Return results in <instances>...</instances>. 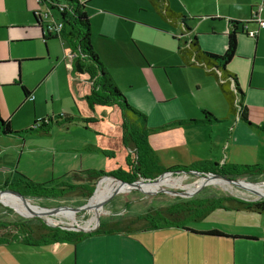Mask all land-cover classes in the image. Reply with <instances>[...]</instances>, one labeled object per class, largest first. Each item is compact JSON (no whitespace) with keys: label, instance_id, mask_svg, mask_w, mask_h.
<instances>
[{"label":"crops","instance_id":"obj_1","mask_svg":"<svg viewBox=\"0 0 264 264\" xmlns=\"http://www.w3.org/2000/svg\"><path fill=\"white\" fill-rule=\"evenodd\" d=\"M82 1L87 2L86 11L91 23L93 47L112 74L118 88L128 98L133 99L132 104L135 108L142 110L144 114L147 113V123L150 128L168 126L166 129L150 132L147 137L150 146L166 168L192 166L201 162L215 163L219 167L264 166V133L244 123L236 115L230 114L227 100L217 79L208 74L203 67L187 64L179 52L183 46L180 47V38L177 36L183 38L187 34L191 40L194 35L198 37L197 31L194 33L192 28L189 31H180V34L175 33V30H172L173 33L168 31L165 39L148 44L138 41L132 33L133 29L121 23L122 17L111 12L116 11L132 19L153 23L166 29L170 26L177 30L178 27L184 28L183 25L172 24L163 19L149 0L148 5L141 3L139 14L136 10L132 15L125 13L128 8L124 3L121 4L122 10L117 11L111 9L105 0ZM248 7L245 13L238 11L222 19L218 16L213 17V21L227 19L225 26L212 28L213 34L223 36L216 39L217 42L212 41L210 48L201 47L207 51L223 54L228 47V33L233 28L231 21H250L254 13H257L258 21H264V0H250ZM141 8L145 9L144 15L141 13ZM152 12L159 16L158 19H155ZM124 19L129 20V18ZM188 19L189 17L186 19L187 24ZM257 20L247 27L249 31H258L256 37L242 32L239 28L237 53L229 64V69L237 75L239 87L244 93L249 120L259 123L251 121L255 125L264 127V27H261ZM16 36H18L17 32L11 34L10 38ZM46 36L47 40L54 39L61 42L63 58L59 59L56 53V65L65 64L72 71L76 70L77 62L68 42L56 32H51V37L49 33ZM27 40H16L12 43ZM190 40L187 41L185 38L184 45ZM132 41L141 56L153 67L144 62L131 45ZM171 57L175 59L174 62H169ZM3 62L0 61V66ZM16 62L19 78L15 77V67L5 71L9 76L15 77L8 81L11 86H17L18 80L22 82L19 72L21 63L18 65L19 62ZM131 64L140 70L138 77L133 78L129 73L122 77L120 70H127ZM170 66L198 68L212 79L207 87L208 104L206 107H200L201 117L198 119L203 117L202 111L206 109L219 119L218 121L206 124H176L190 120L189 117L192 116H188L186 112L188 106H185L186 102L173 83L170 73L167 76L163 71ZM155 69H160L161 72L157 73ZM86 76L84 80L87 83L88 95L91 85L87 74ZM137 83L140 86H137ZM28 90L30 95H33L29 88ZM217 125L222 127L214 129ZM123 134L122 129L118 136V145L123 143ZM205 134L210 135L207 140L204 139ZM117 144L114 142L111 147H117ZM93 147L90 150L96 151ZM128 150L135 155L134 150ZM108 151L112 153L111 150ZM10 177L6 174L3 181ZM188 227L191 231L181 227H164L136 230L128 234H91L79 242L66 240L38 246L14 240L0 244V264H264V210L218 208L204 220L191 223ZM214 229L226 235L205 234Z\"/></svg>","mask_w":264,"mask_h":264},{"label":"rangeland","instance_id":"obj_2","mask_svg":"<svg viewBox=\"0 0 264 264\" xmlns=\"http://www.w3.org/2000/svg\"><path fill=\"white\" fill-rule=\"evenodd\" d=\"M105 1L111 6V9L117 11L122 10L121 4H127L126 8L128 9H124L127 10L125 13L127 12L128 15H132L136 10L139 14L140 12L138 10L141 3L144 5H148L149 3L148 0ZM249 1L250 0H170V3L174 10L183 12L189 17L188 24L190 28L193 29L194 33L197 31L199 34L198 38L201 46L210 48L212 41L217 42L216 39L223 36L213 34L212 28H221L222 25L225 26L228 22L227 19L223 21H213L212 18L218 16L219 19H222L225 18L226 15L238 13V11L245 13L248 11ZM144 10L145 9L141 8L142 15L145 14ZM34 11L41 12L45 23L52 20L58 21V11L49 9L45 4L38 3L37 0H0V61H4L0 66V115L5 120H11L14 130H24L32 126L35 120H41L48 116L57 118L65 112L83 115V117L86 118H94L95 121L74 123L67 127L54 126L48 135H30L26 138L25 143L18 138L1 135L0 184H3V177L6 174L13 178L19 174H24L35 182L44 183L52 179L69 180V177L67 179L68 174L70 175L73 171L78 170H102L109 174L119 168L126 169L127 158L131 156V158L134 159L135 155L130 153L124 142L121 145H118L119 143L117 144L119 141L118 136L122 129L124 130L123 118L120 110L116 105H96L91 107L88 104L86 99L88 93L87 83L84 80L87 77L86 74L82 72L78 73L76 70L72 71V69L65 66V64L56 65V53L59 59L62 60L63 58L61 42L54 39H49L45 42L42 39L41 27L36 24L33 18ZM111 13L122 17L121 23L133 29L132 33L138 41H143L148 44L165 39L168 31L173 33L172 30H175L177 34H180V31L185 32L184 28L178 27L176 30L174 27L169 26L168 29H166L153 23H144L139 19H132L116 11H112ZM152 15H154L155 19L159 17L154 12H152ZM124 18H129V20H125ZM13 24H15V26ZM205 31L207 32L205 33ZM16 32L18 36L10 38V35ZM177 38H180V47L184 46L185 38L187 41L190 40L187 34L184 35L183 38L180 37V35L177 36ZM25 39L28 40L12 43V41ZM131 45L141 56L139 49L135 46L133 41ZM3 57L6 59H2ZM141 57L147 65L149 64L150 67H153L143 56ZM6 60H8L9 63ZM174 60L175 59L171 57L169 62H174ZM16 61L21 62V80L23 84L31 90L34 99H25L20 86L9 85L11 84L8 82L9 80H13L15 77L19 78V75H17V65H15L17 64ZM155 66L158 67V65ZM10 67H15V77L5 73V71H9ZM154 71H157V73L161 72L160 69H155ZM163 71L166 72L167 76H169L168 73H170L178 92L182 94V99L186 102L185 106H188V109L186 107V112L188 116H192L189 117V119L200 118V107H206V104H208L209 96L207 87L208 82L212 81V79L198 68L170 66L167 70ZM128 73L134 78V76L138 77L140 70L133 64H131L127 70H120V75L122 77L127 76ZM37 86L38 88L36 89ZM137 86H140V84L137 83ZM122 93L126 96L128 102L133 105V99L130 97L128 98L124 92ZM251 121L254 122L253 120ZM254 123L259 124L257 122ZM220 127L222 126L217 125L214 126V129H219ZM209 137V134L204 135V139L206 140ZM114 142H116L117 147H111ZM93 146L99 150H90ZM108 150H111L112 153ZM164 179L170 185L162 184L159 188L154 189L160 190L165 188L173 193L161 191L155 194H148L138 189L122 191L113 196L110 201L104 205V210L100 214V219L107 220L112 217L118 219L123 216L125 218L136 216L149 211L150 208H157L177 201L186 200L190 197H182L174 194V192L184 189L188 190L197 183L199 177L194 175L174 174L164 177ZM246 179H248V177ZM248 180L259 182L264 180V176H253ZM111 189L112 188L108 185L103 187L104 193L102 199L107 193L115 191L112 190L109 192ZM142 189L146 191L152 190L144 187H142ZM4 194L13 198L17 197L9 193ZM79 194L71 193L64 198L27 197L34 205L40 208L61 206L72 208L73 211L70 209L65 210L75 215V222L59 214L49 215L52 222H49L45 216H43V218L36 216L28 217L26 214L5 204L2 199V201L0 200V221L7 224L8 222L15 223L26 219L31 220L32 224L36 226V224L42 220L45 223L48 222L49 224H46L51 227L55 225H68L69 223L84 225L92 218L96 210V199L94 196L90 199ZM220 195H231L253 201L264 199L263 197L243 192V190L235 186H223L213 182L204 186L194 196L204 197ZM90 207H92V209H90ZM95 224L96 220L94 219L93 222L90 223V227H93ZM8 230L9 228L6 229L2 227L0 228V234L6 233ZM10 231L13 234L15 232V230Z\"/></svg>","mask_w":264,"mask_h":264},{"label":"trees","instance_id":"obj_3","mask_svg":"<svg viewBox=\"0 0 264 264\" xmlns=\"http://www.w3.org/2000/svg\"><path fill=\"white\" fill-rule=\"evenodd\" d=\"M37 1L40 4H45L51 10L58 11V21L62 23V29L58 34L68 42L76 62L84 70L82 73L87 74L89 78L91 89L86 96L89 105L91 107L96 105H116L121 110L124 128L123 142L128 149L134 150L135 158L132 159L131 156L127 158L126 169L119 168L109 174L102 170H78L73 171L70 175L68 174L67 179L69 177V180L52 179L49 182L38 183L24 174H19L14 178L6 179L3 184H0L1 189L14 190L26 198H64L71 193H80L79 195L85 198H91L98 181L108 175L131 182L141 177L154 179L164 172L180 169L199 170L202 172L212 171L234 178L248 177L249 179L253 176H264V166L261 165H228L219 167L215 163L201 162L192 166L166 168L150 146L147 137L150 132L163 130L168 126L150 128L146 114L131 105L118 88L112 74L93 47L91 23L86 11L87 2L82 0ZM149 1L154 10L163 19L172 24H182L186 31L191 30L186 23L187 17L172 9L169 0ZM33 18L38 23V26L44 29L47 28L41 12L34 11ZM252 22H254L253 17L250 21L233 20L230 22L233 28L228 33V47L223 54L204 50L199 43L197 35H194L189 42L180 48L179 52L187 64L203 67L208 74L217 79L227 100L230 114L236 115L244 123L255 127L260 133H264L263 126L255 125L249 120L248 109L244 103V93L239 87L237 75L229 69V64L237 53L239 28H241L242 32L248 34L247 27ZM47 32L49 37H51V31L47 30ZM46 39L47 36L45 35ZM16 84L21 87L25 99L28 98L30 95L28 88L20 80ZM202 112L203 117L201 119H190L176 124H206L219 120L206 109H203ZM93 121H95L94 118L64 113L57 118L48 116L41 120H35L32 126L24 130H14L11 120H5L0 115V135L18 138L25 142L26 137L29 135H48L54 126L67 127L74 123ZM106 178L120 183L113 177ZM197 185L199 184L196 183ZM160 186L161 184H157L147 189L159 188ZM193 187L188 190L192 191ZM16 198L22 200L20 197ZM24 202L33 204L29 199ZM218 208H244L263 211L264 199L251 201L231 195L193 196L186 200L150 208L149 211L136 216L101 219L97 229L88 233L67 230L60 226L51 227L42 220L36 226L32 224L31 220L26 219L15 223L8 222L7 224L0 221V228H9L6 233L0 234V244L14 240L33 246L66 240L79 242L91 234H128L136 230H154L164 227H181L191 231L188 227L189 224L204 220L212 211ZM21 212L25 213L23 210ZM60 213L70 221L75 222V215L72 212L62 209ZM10 230H15L14 234ZM205 234L212 236L226 235L217 229L210 230Z\"/></svg>","mask_w":264,"mask_h":264},{"label":"water","instance_id":"obj_4","mask_svg":"<svg viewBox=\"0 0 264 264\" xmlns=\"http://www.w3.org/2000/svg\"><path fill=\"white\" fill-rule=\"evenodd\" d=\"M36 24L38 25V23L36 22ZM41 32H42V39L45 40V35L47 34L48 35V32L41 27ZM47 41V39L45 40ZM46 45V44H45ZM19 62V61H18ZM21 62L18 63V65H20ZM75 69L77 71H80V72H83L84 70L82 68L79 67V64L76 63L75 64ZM20 72V71H19ZM174 174H184V175H194V176H198L199 179H202L203 182L200 183L199 185H197L196 187H194V189L192 191L190 190H181V191H175L174 194L176 195H180L182 197H193L196 193H198L204 186L208 185V184H211V181L214 180V179H217V180H221L223 182H226V183H229L231 184L232 186H235L243 191H246V192H249L253 195H257L259 197H263L264 198V195L259 193L258 191H256L255 189H252L250 188L249 186H245V183H248V184H263L264 183V180L262 181H257V182H254V181H250L244 177H238V178H234V177H230V176H227V175H222V174H219V173H215V172H212V171H207V172H202V171H199V170H184V169H180V170H176V171H167V172H164L162 173L161 175H159L158 177L154 178V179H151V178H139L138 180H135V181H125V180H122V179H119L113 175H108V176H104L103 178H106V177H113L114 179H117L120 183H121V187H119L118 189H116L115 191H113L110 195H108L105 199H104V202H103V205H105L107 202L110 201V199L121 193L123 191V187L125 186H130L132 189L131 190H134V189H138L142 192H145V193H148V194H155L157 192H166V193H173L171 191H169L168 189H165V188H162L158 191H146V190H143L142 188L139 187V184H141L140 182H143V183H157L159 182L160 180L164 179V177H167V176H172ZM101 178L99 180V182L103 179ZM99 182L97 183L96 185V189L93 193V195L91 196L90 199H92V197L95 195V192L97 190V187H98V184ZM130 190V191H131ZM4 193H9V194H13L17 197H20L23 201H27V198L24 197L23 195H21L20 193L14 191V190H11V189H1L0 188V195L1 194H4ZM88 208H89V205H88ZM41 209H44V212H42L43 214H46V215H55L57 213H59L62 209H70L73 211L72 208L68 207V206H61V207H54V208H43L41 207ZM33 216H36V217H41L43 218V216L39 213H35ZM45 221V219H44ZM101 222V219H100V215L96 217V224L93 226V227H89V228H84V227H81V225L79 224H73V225H59L61 228L63 229H67V230H74V231H82V232H93L97 229V227L99 226ZM48 223V222H46ZM49 224V223H48ZM55 226H58V225H55Z\"/></svg>","mask_w":264,"mask_h":264},{"label":"bare ground","instance_id":"obj_5","mask_svg":"<svg viewBox=\"0 0 264 264\" xmlns=\"http://www.w3.org/2000/svg\"><path fill=\"white\" fill-rule=\"evenodd\" d=\"M203 180L202 179H199L197 181V184H200L202 183ZM211 182L215 183V184H220V185H223V186H232L231 184L229 183H226V182H223L221 180H217V179H214L212 180ZM141 184H139V187L142 188H150V187H153L154 185H157V184H169L165 179H162L160 180L159 182L157 183H143V182H140ZM109 186L110 188H112L111 190H109V192H111L112 190H116L118 189L119 187H121V183H117V182H113L111 181L110 179L108 178H103L99 184H98V187H97V190L95 192V199H96V210L92 216V218L86 222V224L84 225H81V227H84V228H87L88 226H90V223L93 222V220L95 219L96 220V217L100 215V213L102 212V208H103V202H104V199L110 195L111 193H107L104 198L101 200L102 198V195L104 193L103 191V187L105 186ZM170 185V184H169ZM245 186H249L250 188L252 189H255L256 191H258L259 193L263 194L264 195V183L263 184H248V183H245ZM194 187H196V184L194 185ZM193 187V189H194ZM126 189H132L130 186H125L123 187V191L126 190ZM151 191H158L157 189H152ZM233 191V190H232ZM234 192V191H233ZM243 192H246V191H243ZM236 193V192H235ZM249 193V192H248ZM251 194V193H250ZM253 195V194H252ZM3 200V202L5 204H8L9 206L13 207L15 210L21 212V210H23L28 217L29 216H33L35 213H39L41 214L42 216H45L47 217L48 221L49 222H52L51 218H49V215H46V214H43L42 212H44V209H41L39 206L37 205H33V204H28V203H25L23 200H20V199H17L16 198H13L7 194H1L0 195V200ZM1 200V201H2ZM90 209H92V207H90ZM23 213V212H22ZM59 215H63L62 213H57ZM64 216V215H63ZM69 222V221H68ZM68 225H73L71 223H69Z\"/></svg>","mask_w":264,"mask_h":264},{"label":"built area","instance_id":"obj_6","mask_svg":"<svg viewBox=\"0 0 264 264\" xmlns=\"http://www.w3.org/2000/svg\"><path fill=\"white\" fill-rule=\"evenodd\" d=\"M253 20L254 21H256L257 20V13H254L253 14ZM258 21V20H257ZM259 22V25L261 26V27H264V21H261V20H259L258 21ZM46 29L48 30V31H51V32H56V33H59L60 31H61V29H62V23L61 22H59V21H55V20H52V21H49V22H47L46 23ZM257 33H258V31H249L248 30V35H250V36H252V37H256L257 36ZM29 98L30 99H34V95H29ZM246 200H248L247 198H246ZM125 213V212H124ZM123 213V214H124ZM122 214V215H123Z\"/></svg>","mask_w":264,"mask_h":264}]
</instances>
